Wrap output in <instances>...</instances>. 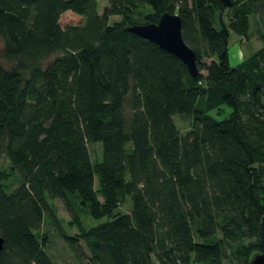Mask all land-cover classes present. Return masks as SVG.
Here are the masks:
<instances>
[{"label":"trees","instance_id":"trees-1","mask_svg":"<svg viewBox=\"0 0 264 264\" xmlns=\"http://www.w3.org/2000/svg\"><path fill=\"white\" fill-rule=\"evenodd\" d=\"M106 1L0 0V153L23 177L8 190L0 171V264H55L37 234L46 195L70 211L81 264H247L264 251V0ZM164 12L196 76L125 29ZM251 15L263 44L233 66L230 31L248 37ZM76 201L107 219L87 226Z\"/></svg>","mask_w":264,"mask_h":264},{"label":"rangeland","instance_id":"rangeland-1","mask_svg":"<svg viewBox=\"0 0 264 264\" xmlns=\"http://www.w3.org/2000/svg\"><path fill=\"white\" fill-rule=\"evenodd\" d=\"M228 0H223L227 3ZM99 11L102 12L104 6L107 4L106 0H98ZM121 20V16H111L110 22ZM224 20L228 23L229 19L224 15ZM250 30L249 36L244 37L230 31L229 38V58L230 63L233 66L238 65L245 59H247L254 51L262 46L263 42L261 39V24L257 16H250ZM229 110H220L218 112L220 117L228 114ZM174 120L178 128L183 132L189 130V122L182 119L180 116H175ZM91 155L94 162L100 161L102 157V146L101 144L90 145ZM0 171H9L11 173L10 177L5 181L8 190H13L23 181V177L17 168H13L8 156L4 153H0ZM97 187L99 186L97 182ZM100 194V193H99ZM47 201L49 203V211L46 213L45 219L42 223L41 229L37 231L38 236L46 237V251L52 257L55 264H81L75 257L74 252L68 245L67 241L62 237V233L67 235L75 236L78 233V229L73 224L72 216L63 200L58 197H52L46 195ZM100 197L103 196L100 194ZM76 211L79 213L81 219L87 226L95 225L107 218L96 219L94 218L87 206H82L79 203L74 202ZM132 209V201L130 197H126L124 202L116 209L115 212H129ZM208 264V262H203ZM222 264H246L243 259L234 258L233 256L229 258H224Z\"/></svg>","mask_w":264,"mask_h":264},{"label":"water","instance_id":"water-1","mask_svg":"<svg viewBox=\"0 0 264 264\" xmlns=\"http://www.w3.org/2000/svg\"><path fill=\"white\" fill-rule=\"evenodd\" d=\"M125 29L157 43L181 59L192 76L198 74L197 53L184 40L182 17L178 13L164 12L157 22L133 23ZM3 247L4 238L0 235V250ZM247 264H264V251L254 253Z\"/></svg>","mask_w":264,"mask_h":264}]
</instances>
